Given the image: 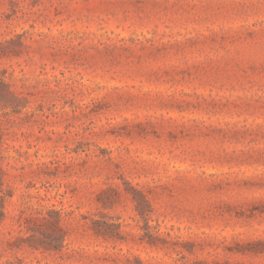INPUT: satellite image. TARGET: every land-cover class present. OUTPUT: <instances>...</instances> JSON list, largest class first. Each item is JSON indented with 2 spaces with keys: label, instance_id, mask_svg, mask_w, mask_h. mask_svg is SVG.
Returning a JSON list of instances; mask_svg holds the SVG:
<instances>
[{
  "label": "rangeland",
  "instance_id": "rangeland-1",
  "mask_svg": "<svg viewBox=\"0 0 264 264\" xmlns=\"http://www.w3.org/2000/svg\"><path fill=\"white\" fill-rule=\"evenodd\" d=\"M0 264H264V0H0Z\"/></svg>",
  "mask_w": 264,
  "mask_h": 264
}]
</instances>
